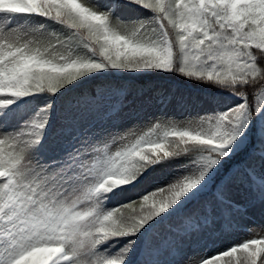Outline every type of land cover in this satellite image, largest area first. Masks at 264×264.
Instances as JSON below:
<instances>
[{"label":"snow or ice","instance_id":"obj_1","mask_svg":"<svg viewBox=\"0 0 264 264\" xmlns=\"http://www.w3.org/2000/svg\"><path fill=\"white\" fill-rule=\"evenodd\" d=\"M145 78L213 106L126 124ZM257 205L264 0H0V264H264L262 234L215 242Z\"/></svg>","mask_w":264,"mask_h":264},{"label":"rangeland","instance_id":"obj_2","mask_svg":"<svg viewBox=\"0 0 264 264\" xmlns=\"http://www.w3.org/2000/svg\"><path fill=\"white\" fill-rule=\"evenodd\" d=\"M119 82V81H116ZM98 83V81H95ZM100 83V82H99ZM98 83V84H99ZM119 83H122L121 81ZM155 87L156 91H147L151 90ZM145 94V100L148 99L149 96L152 97L150 102L144 103L142 107H140V103H137V111L129 113V110H125L122 114L124 117V123L128 124L131 123L133 120L136 121H143L146 119H152L157 113L167 111L168 113H176L177 118H180L182 113L181 109L176 104H169L166 108H161L157 106L156 102V95L160 91H167L174 96H185V97H192L198 101L197 107L198 108H207L211 107L212 105V96L209 91L206 90H194L192 87L185 86V85H177L171 79H156L150 87H148ZM191 110V109H189ZM237 199H242V194H236ZM172 223H177L175 218L171 221ZM239 223L241 225V230L231 232L228 234H224L219 237L215 242L220 247L227 246L232 243H237L243 239L250 238L251 236L262 234L264 235V209H262L259 205L255 208H250L248 211L247 218L240 219ZM160 232L163 234L166 232V226H160ZM189 230V226L187 224L181 225V232ZM196 237H193L195 240ZM206 239V237H205ZM172 258V257H168ZM179 259V257H175Z\"/></svg>","mask_w":264,"mask_h":264},{"label":"trees","instance_id":"obj_3","mask_svg":"<svg viewBox=\"0 0 264 264\" xmlns=\"http://www.w3.org/2000/svg\"><path fill=\"white\" fill-rule=\"evenodd\" d=\"M156 79H149V78H145V79H142V80H135V81H121L122 83H125L126 85H130L132 87V90H133V93L135 94L136 90L138 89H147L148 87H150L152 85V83L155 81ZM175 82V84L177 85H185V86H188V84H186L185 82L179 80V79H171ZM120 82V81H119ZM96 85L94 83V81L92 82H89L87 85H85L84 87L89 91H93L94 89H96ZM193 89L195 90H203L202 88H199V87H195L193 86L192 87ZM83 90V89H82ZM211 93V92H210ZM212 94V93H211Z\"/></svg>","mask_w":264,"mask_h":264}]
</instances>
